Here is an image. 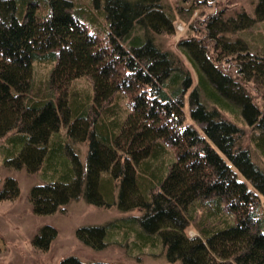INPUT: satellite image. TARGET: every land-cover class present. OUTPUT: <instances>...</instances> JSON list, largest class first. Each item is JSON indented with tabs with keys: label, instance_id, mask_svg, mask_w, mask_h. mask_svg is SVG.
<instances>
[{
	"label": "trees",
	"instance_id": "1",
	"mask_svg": "<svg viewBox=\"0 0 264 264\" xmlns=\"http://www.w3.org/2000/svg\"><path fill=\"white\" fill-rule=\"evenodd\" d=\"M165 1L0 0V137L15 130L4 159L47 178L30 192L38 214L114 194L138 212L77 228L91 247L117 233L131 250L159 243L172 264H264V53L231 37L264 20V0L228 18ZM186 9L203 16L178 35ZM36 63L51 64L41 78ZM17 193L5 178L0 200ZM56 233L45 224L33 246Z\"/></svg>",
	"mask_w": 264,
	"mask_h": 264
},
{
	"label": "rangeland",
	"instance_id": "2",
	"mask_svg": "<svg viewBox=\"0 0 264 264\" xmlns=\"http://www.w3.org/2000/svg\"><path fill=\"white\" fill-rule=\"evenodd\" d=\"M190 1L166 0L164 3L169 9L176 11V6H187ZM192 2L194 6H201L203 0H192ZM205 2L213 4L205 9V14L210 11H220L223 18H228L241 11L254 15L257 0H205ZM202 13L200 14L197 9L192 14L187 9L180 12L181 19L177 18L178 16L174 19L177 34L184 35L191 22L193 26H196L197 19L203 16ZM231 37L244 41L250 51L264 53V20L255 21L250 27L233 31ZM164 46L173 49L174 42L166 38ZM50 66V63H36L34 65L36 76L40 78L44 76ZM87 82L88 80L84 78L78 80L77 84L87 86ZM185 113L188 117L187 103ZM238 123L245 125L242 121ZM14 133L15 130H10L0 137V187L7 177L15 179L18 185V193L14 198L0 200V264H60L62 259L70 256L85 263L97 261L123 264H172L165 258L159 243L131 250L129 243L132 236L129 237L128 243L121 238V234L112 233L103 247L100 245L94 248L76 236L77 228L124 221L127 217L138 214L137 211H120L116 206L118 199L116 194L107 202V205H97L80 198L68 201L52 213L34 212L30 201L31 189L45 183L47 178L40 170L28 173L26 169L5 161L4 153H8L9 148L12 147L11 137ZM68 143L72 146L74 142L69 140ZM71 148L77 154L78 159L86 160L87 146L85 143L76 142V145ZM237 177L243 178L239 173ZM45 224L53 226L57 233L50 245L45 250H41L33 246V239ZM188 233L193 235L195 232L190 229Z\"/></svg>",
	"mask_w": 264,
	"mask_h": 264
}]
</instances>
